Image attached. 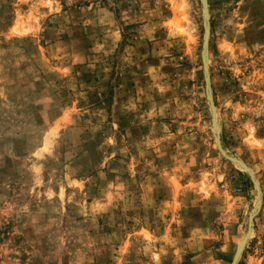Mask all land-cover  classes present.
Returning <instances> with one entry per match:
<instances>
[{"label": "rangeland", "instance_id": "rangeland-1", "mask_svg": "<svg viewBox=\"0 0 264 264\" xmlns=\"http://www.w3.org/2000/svg\"><path fill=\"white\" fill-rule=\"evenodd\" d=\"M208 4L264 264V0ZM203 41L202 0H0V264L231 263L256 188Z\"/></svg>", "mask_w": 264, "mask_h": 264}, {"label": "water", "instance_id": "water-1", "mask_svg": "<svg viewBox=\"0 0 264 264\" xmlns=\"http://www.w3.org/2000/svg\"><path fill=\"white\" fill-rule=\"evenodd\" d=\"M202 5H203V17H204V41H203V49H202V62H203V70H204L206 95H207V98L209 100L211 110H212V124H213V130H214V135H215V139L217 142V146H218L220 153L224 157H226L228 160L234 163L239 164L243 169H245L249 173L250 178L256 188V198L257 199L253 207V210L249 215L248 230L246 231L245 235L239 242L237 249L233 255V258L231 260V263H230V264H237L245 248L247 240L249 239L250 234L253 230L254 217L258 213L262 205V201H263L262 189L254 173V170L244 160L238 157H235L233 155H230L224 148L222 141H221V137H220L221 127L219 125L218 118H217L218 110H217V106H216V103L213 97L211 77H210V71H209V40H210V33H211V24H210V12H209L208 0H202Z\"/></svg>", "mask_w": 264, "mask_h": 264}, {"label": "crops", "instance_id": "crops-1", "mask_svg": "<svg viewBox=\"0 0 264 264\" xmlns=\"http://www.w3.org/2000/svg\"><path fill=\"white\" fill-rule=\"evenodd\" d=\"M205 252H209L208 250H205Z\"/></svg>", "mask_w": 264, "mask_h": 264}]
</instances>
